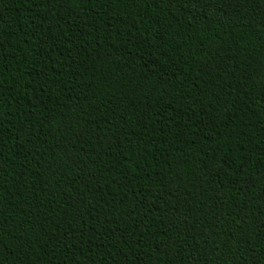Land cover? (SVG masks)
I'll list each match as a JSON object with an SVG mask.
<instances>
[{
	"label": "trees",
	"instance_id": "16d2710c",
	"mask_svg": "<svg viewBox=\"0 0 264 264\" xmlns=\"http://www.w3.org/2000/svg\"><path fill=\"white\" fill-rule=\"evenodd\" d=\"M0 264H264V0H0Z\"/></svg>",
	"mask_w": 264,
	"mask_h": 264
}]
</instances>
